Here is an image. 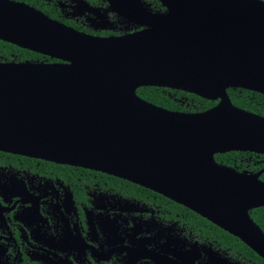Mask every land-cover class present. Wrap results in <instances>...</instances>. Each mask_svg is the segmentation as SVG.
Wrapping results in <instances>:
<instances>
[{"label": "water", "instance_id": "95a60500", "mask_svg": "<svg viewBox=\"0 0 264 264\" xmlns=\"http://www.w3.org/2000/svg\"><path fill=\"white\" fill-rule=\"evenodd\" d=\"M108 0L142 28L95 36L20 2L0 0V39L56 61H0V150L101 171L152 189L238 237L264 259V180L216 162L264 153V116L228 88L264 94V0ZM142 86L218 102L183 112Z\"/></svg>", "mask_w": 264, "mask_h": 264}, {"label": "flooded vegetation", "instance_id": "af4514ba", "mask_svg": "<svg viewBox=\"0 0 264 264\" xmlns=\"http://www.w3.org/2000/svg\"><path fill=\"white\" fill-rule=\"evenodd\" d=\"M11 1L95 36L143 27L108 0ZM207 221L222 229L126 179L0 150V264H261Z\"/></svg>", "mask_w": 264, "mask_h": 264}, {"label": "trees", "instance_id": "16d2710c", "mask_svg": "<svg viewBox=\"0 0 264 264\" xmlns=\"http://www.w3.org/2000/svg\"><path fill=\"white\" fill-rule=\"evenodd\" d=\"M150 3L154 11H164V7L158 0H144ZM51 15V14H50ZM55 59L41 53L19 47L0 39V61H53ZM137 95L144 100L169 110L183 112H199L214 106L217 100H211L195 93L158 86H142L137 90ZM227 93L231 102L242 109L264 116V94L236 87L228 88ZM215 159L220 165L230 167L236 171L247 170L256 172L264 166V153L252 151H228L215 154ZM264 180V172L260 175ZM250 216L264 232V206L253 208ZM208 226L219 230L224 240H230L233 244L253 255L256 262L264 264V260L245 245L240 239L234 237L222 229L207 221Z\"/></svg>", "mask_w": 264, "mask_h": 264}]
</instances>
